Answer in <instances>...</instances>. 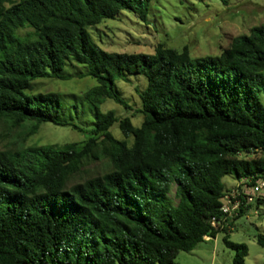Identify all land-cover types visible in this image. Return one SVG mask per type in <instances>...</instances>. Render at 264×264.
<instances>
[{
	"label": "trees",
	"instance_id": "1",
	"mask_svg": "<svg viewBox=\"0 0 264 264\" xmlns=\"http://www.w3.org/2000/svg\"><path fill=\"white\" fill-rule=\"evenodd\" d=\"M122 10L146 21L149 0H0V121L28 136L45 122L85 134L0 149V264H177L179 251L219 232L232 264H245L247 246L210 220L220 217L224 176L264 179V23L218 55L161 43L153 54L109 52L88 29ZM74 66L96 80L80 103L66 96L82 103L86 127L62 116L61 94L33 91L39 77L72 78ZM132 75L146 80L138 126L101 109L106 99L132 109L115 85ZM90 160L108 170L70 183ZM260 204L264 196L235 220ZM256 242L264 247V233Z\"/></svg>",
	"mask_w": 264,
	"mask_h": 264
},
{
	"label": "rangeland",
	"instance_id": "2",
	"mask_svg": "<svg viewBox=\"0 0 264 264\" xmlns=\"http://www.w3.org/2000/svg\"><path fill=\"white\" fill-rule=\"evenodd\" d=\"M264 23V0H149V12L146 21L140 20L130 10H122L116 18L106 19L88 29L92 39L109 52L148 53L153 54L157 43L165 47L181 50L188 47L192 57L218 55L231 40L241 34H248L251 27ZM82 67H69L72 78L61 80L39 77L34 80L33 91L54 92L61 94L65 109L62 116L82 127H86L87 112L76 107L72 98L74 94L80 103L81 95L96 85L91 76L78 78L75 74ZM264 73V71H263ZM146 80L142 75L129 76L127 80H117V92L126 100L131 110L124 109L111 99L102 104V111L113 110L118 118L129 116L131 122L138 126L141 115L134 112L139 107L136 88L142 89ZM264 104V94L260 93ZM78 104V103H77ZM27 125H29L27 123ZM27 129L11 127L8 122L0 121V149L31 144H52L62 146L68 142H81L85 134L68 127L45 122L39 125L33 135H26ZM113 136L123 139L118 124L111 127ZM108 170L105 160H90L84 163L78 173L73 175L70 183L84 178L101 175ZM227 189L235 185L236 179L231 175L222 178ZM169 196L174 203L175 183L170 187ZM264 233V205L251 206L238 217L228 231V239L234 243L247 246L245 264H262L264 247L256 242V235ZM224 233L219 232L214 238L198 243L190 251L176 254L177 264H232L233 250L223 242Z\"/></svg>",
	"mask_w": 264,
	"mask_h": 264
},
{
	"label": "built area",
	"instance_id": "3",
	"mask_svg": "<svg viewBox=\"0 0 264 264\" xmlns=\"http://www.w3.org/2000/svg\"><path fill=\"white\" fill-rule=\"evenodd\" d=\"M254 179L253 175L243 176L236 179L235 185L226 190L219 207L220 217H212L210 220L213 228L230 227L232 220L238 216L241 209L264 196V179Z\"/></svg>",
	"mask_w": 264,
	"mask_h": 264
},
{
	"label": "bare ground",
	"instance_id": "4",
	"mask_svg": "<svg viewBox=\"0 0 264 264\" xmlns=\"http://www.w3.org/2000/svg\"><path fill=\"white\" fill-rule=\"evenodd\" d=\"M235 221V218L232 220V222H231V226L230 227H223V228H228V229H231L232 228V224H233V222ZM223 228H214V229H223Z\"/></svg>",
	"mask_w": 264,
	"mask_h": 264
}]
</instances>
